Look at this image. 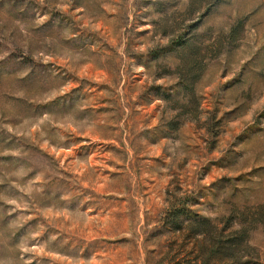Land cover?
<instances>
[{"label":"rangeland","instance_id":"374dc122","mask_svg":"<svg viewBox=\"0 0 264 264\" xmlns=\"http://www.w3.org/2000/svg\"><path fill=\"white\" fill-rule=\"evenodd\" d=\"M0 264H264V0H0Z\"/></svg>","mask_w":264,"mask_h":264},{"label":"trees","instance_id":"16d2710c","mask_svg":"<svg viewBox=\"0 0 264 264\" xmlns=\"http://www.w3.org/2000/svg\"><path fill=\"white\" fill-rule=\"evenodd\" d=\"M178 216H179L178 214H177V215H173V216H172V217H173L172 220H173V221H176L177 223H179L180 221H179V219H178V218H179ZM204 220H207V219H204ZM178 228H180V227H178Z\"/></svg>","mask_w":264,"mask_h":264}]
</instances>
